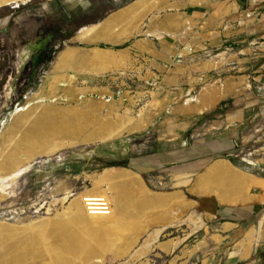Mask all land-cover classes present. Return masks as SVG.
<instances>
[{"label": "rangeland", "instance_id": "1", "mask_svg": "<svg viewBox=\"0 0 264 264\" xmlns=\"http://www.w3.org/2000/svg\"><path fill=\"white\" fill-rule=\"evenodd\" d=\"M229 1L147 0L103 32L126 37L117 45L74 38L135 0L0 6V153L6 154L0 164L12 151L43 141L32 132L41 121L52 127L48 144L63 146L32 157L20 175L0 179V232L14 241L1 253L8 244L0 233L5 260L264 264V18L243 13L234 20L226 8L223 21L219 6ZM67 48L71 53L52 73ZM95 48L119 53L122 62H107L111 68L98 74V61L73 64L79 51ZM226 82L236 95L204 105L202 96L222 91ZM217 160L251 179L240 189L247 202L221 203L200 182ZM110 169L123 170L122 180H103ZM117 180L127 195L115 221L82 223L70 212L76 196L97 197ZM151 193L171 197L151 203ZM37 228L43 233L29 241ZM74 238L84 249L68 248Z\"/></svg>", "mask_w": 264, "mask_h": 264}, {"label": "bare ground", "instance_id": "2", "mask_svg": "<svg viewBox=\"0 0 264 264\" xmlns=\"http://www.w3.org/2000/svg\"><path fill=\"white\" fill-rule=\"evenodd\" d=\"M27 1H29V0H0V6L3 5V4L14 3L13 7H18L19 4L20 5L24 4ZM146 1L147 0H135V5L131 4V6H129L128 8H125V10H122L121 12L113 14L112 16L108 17L104 22H102V23H100L98 25L94 24V25H90L88 27L82 28L81 32H80V34H79V36L77 38L80 39V40L82 39L83 41H87L89 43L94 42V41H101V40H103L105 42H110L111 44H117V43L122 42L123 41L122 37H114L112 39L108 35H104L103 32L106 34L105 31H109L110 26L116 24V22H118L120 19L123 20V18H125V16H129L130 13L133 12V9H135L136 6H142L143 7L144 5H146ZM119 23H121V22L119 21ZM124 30H125V28H124ZM71 51H72L71 49L67 48L66 50H64L63 52L60 53L61 57H59L58 59H55V62H53V64H52V67H51L52 73H55V71L58 69L57 65L61 62L60 59L64 58L68 53H71ZM108 51L109 50L106 51V50H102V49H99V48H95L93 50H88L86 52H80L79 51V54L76 57H73L74 58L73 60L75 62L73 64L80 65V64H83L85 62L98 61L100 63V66H102V67L99 68V70L96 69L97 71H95V73H97V74L101 73L104 70L106 71V69H108L109 66L107 65V62H111L110 64H113L115 67L120 64V63L118 64V62H117V60H119V58L117 56L119 55V57H120V54L117 52L118 55H116V54L114 55V54H111ZM63 60H65V59H63ZM120 62H122V61H120ZM61 63H63V62H61ZM68 65H65V66H68ZM79 68H80V66H79ZM109 68H111V67H109ZM112 69H114V67H112ZM115 69L118 71V67L115 68ZM64 78L65 77L62 76V77L56 78V80H51L52 81L51 84L56 85L60 81H63ZM47 79H50V78L47 77ZM54 85H52V86L54 87ZM233 91H234L233 85L231 83H229V82H226L222 91H220V92L209 91L205 95H203L202 96V102H203L204 105H208L209 103H213V102L218 101L219 99L225 98L227 95L231 94ZM235 92H237V91H235ZM233 94L236 95V93H234V92H233ZM41 109H40V111H41ZM46 113H48V112H46ZM17 119L18 118L16 117L15 122H14L15 126L16 125L18 126L19 123H21V121H18ZM66 121H68V120H66ZM42 123H43V121H41L40 123L35 125V127H33V129H32V132L34 133V135H36V133H38L37 136L40 138V140H43V141L41 143H39V144L37 143L36 144L37 147H36V145H35V147H34V145L33 146H28L25 149L24 153L22 151L23 155H20L22 153H20V152L15 150V151H12L11 155L9 154V156L7 158L5 156L4 162L0 164V179H6V178L8 179L9 177L14 178L15 176L20 175L22 172H24L26 170V168H29L31 166L30 165L29 167H25V166H27L26 164L30 162L32 157L39 156V155L41 157L42 155H45V154H49V156H50V154L55 152L59 148L60 145L63 148L62 144L56 145L55 143L51 144L50 142H49L50 144H48L49 133H50V131H52V130H50V128H52V127L46 128V127L42 126V125H44ZM56 124H54V125H56ZM106 127H108V126H106ZM102 129L105 130L104 127ZM4 138L6 140L7 137H4ZM27 142H31L32 143V141H27ZM80 143H81V141H80ZM22 145H23V143H22ZM26 146H27V144H26ZM3 151H5V150H3ZM0 154L1 155H6V154H3V153H0ZM208 171H210V169ZM123 172H124L123 170H118V169L105 170L102 173L101 178L103 180H110L111 179V181L113 179H120L119 181H121L123 176H124ZM127 174L128 173H126V175ZM3 175H6V176H3ZM247 178H243L242 176H239V174L236 173L234 171V169L231 168V166L229 165L228 161L217 160V161H215L213 163L211 171L208 172L207 174H204L202 176L200 182L205 184L209 190H211V188H212V190L215 193L218 194L217 196H218V199H219V201L221 203L237 205V204H243V203L247 202L246 200H248L247 198H245V196H243L241 194L242 191L240 190V189L245 188L246 184L251 186V183H252V182H250L251 179L249 180ZM127 179H130V178H127ZM123 180H125V179H123ZM119 181L117 180L115 183H113L114 185H112V184L108 185L109 184L108 183L107 184L108 188L104 189L102 194H99V195L95 194V195H97V197H89V195H86L87 193L85 194L86 196L82 195V193L80 195L76 196L71 201V204L69 206L70 212H74L75 214H77L78 215V219H80V222H82V223L89 222L91 219H94L96 221L100 220V223H101V221H104V220L107 221V222L108 221H110V222L115 221L117 215L123 210L122 209V203H123V200L125 199L124 197L127 195V190L125 188H123L122 182H119ZM109 187H110V189H109ZM127 197L129 198V196H127ZM169 198L166 197V196H162V195L151 193V194H149V198L148 199H149V202H151V203L155 202L157 204H163L164 202L167 203L166 200H168ZM81 199H82V203H81ZM81 204H83L82 207H84V208L81 207ZM89 209H91V211H89ZM109 218H111V219H109ZM43 231H44V229H41V228H39V229L37 228L36 230H34L33 231V235H32V233L30 234V235H32V238L29 241H33V240L37 241V238H36L37 234L41 235L43 233ZM2 232L3 233L0 232L2 234L1 236H3L5 238V241L4 240L3 241L6 244H8V246L5 247L4 250H2L1 253H3V251L8 250V247L11 246L12 244L14 245V241H11L12 238L8 237L9 236V232L7 234L5 233L4 230H2ZM16 243H17V241H16ZM0 244H2V243H0ZM27 246H28V244H27ZM24 248H25V246H24ZM68 248H70L73 252L74 251L76 252L77 249H81V248L84 249L83 245H81L79 242H76V238L73 239L72 244L69 245ZM13 250H12V252H14ZM31 252L32 251H30V253H28V255L33 253V252L32 253ZM4 255H5V253L3 255L2 254L0 255V264H7V262H8L7 261L8 258L6 257L7 259L5 260V256ZM16 256H17V254L15 255L14 259L17 258ZM9 259H11V258H9ZM14 259L12 257V260H14ZM18 259L20 261V258H18ZM25 260H27V255H26ZM17 262H18V260H17ZM11 263H13V262H11ZM8 264H10V263L8 262Z\"/></svg>", "mask_w": 264, "mask_h": 264}, {"label": "crops", "instance_id": "3", "mask_svg": "<svg viewBox=\"0 0 264 264\" xmlns=\"http://www.w3.org/2000/svg\"><path fill=\"white\" fill-rule=\"evenodd\" d=\"M29 1H31V0H29ZM29 1H27V2H29ZM14 3H11V7L12 8H14L13 5ZM20 5V4H19ZM220 7V8H219ZM218 8H219V10L218 11H221V12H224L223 14H224V16H223V21H225L226 20V16H225V12H226V8H227V10H228V12L230 13V14H233V19L234 20H236V19H241L242 18V15H243V13L245 14V13H247V15H249V14H258V13H261V15L263 16V18H264V0H231V1H229L228 3H223V5H220ZM122 10H125V9H121L120 10V12L122 11ZM116 13H119V12H116ZM116 13H114V14H116ZM220 14H222V13H220ZM112 16V15H111ZM110 17V16H109ZM105 21V19L104 20H102V21H100V22H98V23H96L95 25H98V24H100V23H102V22H104ZM119 21H121V19L119 20ZM119 21L118 22H116L117 24L119 23ZM92 25H94V24H92ZM115 25V24H114ZM88 26H90V25H88ZM88 26H83V27H81L80 29H79V32L77 31V33H76V37L74 38V40L75 41H83L82 39L80 40V39H78L77 37L79 36V34H80V32H81V29L82 28H84V27H88ZM119 36V35H118ZM124 39H126V37H122V40L124 41ZM85 40V39H84ZM122 41V42H123ZM95 42V41H94ZM97 42H99V41H97ZM122 42H120V43H122ZM106 43H109V44H111L110 42H106ZM117 44H119V43H117ZM117 44H112V45H117ZM222 210L220 211H217V212H215L216 214H217V216H220L222 213ZM239 214V215H238ZM241 214H242V212L241 211H239V212H237V211H234V216L235 217H239L240 219H241ZM237 218H235L234 220H236Z\"/></svg>", "mask_w": 264, "mask_h": 264}, {"label": "built area", "instance_id": "4", "mask_svg": "<svg viewBox=\"0 0 264 264\" xmlns=\"http://www.w3.org/2000/svg\"><path fill=\"white\" fill-rule=\"evenodd\" d=\"M87 201V200H86ZM89 211H91V209H89Z\"/></svg>", "mask_w": 264, "mask_h": 264}, {"label": "water", "instance_id": "5", "mask_svg": "<svg viewBox=\"0 0 264 264\" xmlns=\"http://www.w3.org/2000/svg\"><path fill=\"white\" fill-rule=\"evenodd\" d=\"M79 31V30H78Z\"/></svg>", "mask_w": 264, "mask_h": 264}]
</instances>
